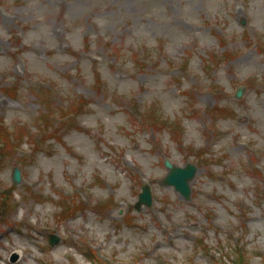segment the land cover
<instances>
[{
  "label": "rangeland",
  "instance_id": "374dc122",
  "mask_svg": "<svg viewBox=\"0 0 264 264\" xmlns=\"http://www.w3.org/2000/svg\"><path fill=\"white\" fill-rule=\"evenodd\" d=\"M0 264H264V0H0Z\"/></svg>",
  "mask_w": 264,
  "mask_h": 264
},
{
  "label": "water",
  "instance_id": "95a60500",
  "mask_svg": "<svg viewBox=\"0 0 264 264\" xmlns=\"http://www.w3.org/2000/svg\"><path fill=\"white\" fill-rule=\"evenodd\" d=\"M243 88H240L236 95L238 97L242 96ZM165 165L169 168V172L166 175L165 184L166 185H172L177 190L181 192V194L189 199L190 193H191V186L189 184V181L192 180L195 176V173L197 171V167L191 163H188L185 167H180L171 164L168 160H166ZM13 176V179L18 182L19 181V173L16 172ZM146 192L144 195H141V198L146 201L148 204L151 203L150 194L148 188H146ZM140 204V203H139ZM58 239L53 237L51 240V243H57Z\"/></svg>",
  "mask_w": 264,
  "mask_h": 264
},
{
  "label": "trees",
  "instance_id": "16d2710c",
  "mask_svg": "<svg viewBox=\"0 0 264 264\" xmlns=\"http://www.w3.org/2000/svg\"><path fill=\"white\" fill-rule=\"evenodd\" d=\"M237 251V253H239V251L238 250H236ZM242 257V256H241Z\"/></svg>",
  "mask_w": 264,
  "mask_h": 264
}]
</instances>
